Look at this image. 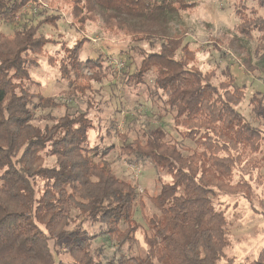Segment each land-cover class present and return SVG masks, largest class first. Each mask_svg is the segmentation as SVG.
<instances>
[{"label":"trees","instance_id":"16d2710c","mask_svg":"<svg viewBox=\"0 0 264 264\" xmlns=\"http://www.w3.org/2000/svg\"><path fill=\"white\" fill-rule=\"evenodd\" d=\"M255 1L264 9V0ZM47 3L0 0V23L20 24L12 36L0 30V264H221L229 245V221L214 197L242 190L250 197L249 183L235 182V170L251 156L264 155V133L238 110L245 86L229 67L223 79L213 81L214 72L197 65L196 50L182 44V37L159 35L153 28L174 21L196 0ZM241 5L235 7L237 33L233 39L224 37L230 43L255 40L256 63L264 70V15L256 9L246 14ZM49 9L60 16L68 13L86 36L49 53L46 45L51 40L40 30L52 15ZM25 10L27 19L21 18ZM98 17L118 23L116 31L104 32H118L135 43L154 46L159 37L158 49L130 46L142 59L133 72L131 61L118 74L107 51L87 34ZM85 42L91 45L84 57ZM41 56L77 100L31 90L26 78L29 70L39 67ZM243 63H251V58L243 57ZM94 68H100L99 73L90 71ZM148 71L154 74V90L147 102L155 103L156 94L164 108L174 112V141L131 112L125 115L124 129H118L116 112L125 102L118 90L129 101L135 96L136 103L134 86L144 83ZM105 81L109 102L117 107L102 121L90 112L101 110L103 101H95L94 86ZM250 106L253 118L264 120L263 92L253 93ZM61 109L63 114L58 113ZM91 132H97L100 141H94ZM116 138L128 164H149L170 178L149 197L154 210L145 216L143 255L132 249L141 229L135 218L142 201L138 186L118 176L104 159ZM107 247L113 249L108 253ZM236 264H264V246L256 258Z\"/></svg>","mask_w":264,"mask_h":264},{"label":"rangeland","instance_id":"374dc122","mask_svg":"<svg viewBox=\"0 0 264 264\" xmlns=\"http://www.w3.org/2000/svg\"><path fill=\"white\" fill-rule=\"evenodd\" d=\"M38 1H43L46 3L45 7H48L47 0ZM56 1L60 2L61 0ZM196 2L197 4L194 7L186 10L180 17H176L174 21L169 24H152L154 25L153 28L159 31V35L163 33L166 36L182 37V44L187 43L192 50H196L197 65L204 71L214 72L213 81L219 82L223 79V70L229 67L237 77V82L245 86V98L239 105L238 110L248 121L259 126L264 133V120H255L251 114L250 106V99L255 91L264 93V70L257 65L254 54L256 42L253 40L242 43L234 39L230 43L227 39L229 37H224V35H231L233 39V35L237 33L236 26L240 21L235 9L237 3H242L243 6L241 5V7L246 9V11L244 10L246 14H251V11L256 9L258 15H264V9L258 8L255 0H196ZM24 12L25 14L21 18L27 19L29 16L26 10ZM56 13V11L49 9L48 14L54 16L51 15L49 22L40 24V30L51 40L46 45L49 53L61 50L63 45H72L76 39L86 36L77 31V27L68 13H63L62 16ZM48 14L38 15L35 22L43 20ZM23 19L21 21H24ZM96 21V24L88 25L87 34L94 39L95 46L102 47V52L107 51L118 74L126 66V63L131 61L132 64L134 63L130 68L133 72L135 65L139 64V60L142 59L141 57L137 58L138 53L131 50L130 46L143 47L147 51L158 49L159 37L156 41L157 44L154 46H151L148 42L135 43L130 41L129 38L119 35L118 32H104L105 29L110 28L112 31H116L118 23H115V21L107 24L101 17H98ZM19 26L20 24L16 22H1L0 30L12 36L14 29ZM89 44L88 42L84 43L82 50L84 57L90 50L91 44ZM106 45L109 49L106 48ZM93 56L96 57L97 53ZM44 57L41 56L39 67L29 70V76L26 80L31 90L36 93L41 92L47 96L57 97L60 100H77L78 96L66 86L67 84L64 81L58 79L57 70L48 66L46 57ZM120 57H125V59L122 60ZM243 57L251 58L250 66L249 64L244 65ZM247 66L251 69L249 70ZM99 70L100 68H94L90 71H95L94 73L97 74ZM143 80L142 85L134 86L137 89L134 92L139 96V101L136 103L135 96L129 101V98L125 99L122 95L123 92L118 90L119 96L121 95L125 101L121 112H116L118 129H124L125 115L131 112L138 119L147 121L149 127L163 138L174 141L178 137H174L178 133L172 129L174 112L168 106L164 108L163 99L160 100V97L156 94L153 97L155 103L149 104L147 102L146 96L154 90V74L152 71H148ZM107 84V81H105L102 85L95 84L94 86L96 90L95 101L101 100L103 103L98 106L101 107V110H91L90 114L93 119L102 116V121H106L109 115L115 112L114 109L117 105L109 102L110 96L105 87ZM78 103L83 104L82 108L85 107L84 102ZM63 112V109L58 111L62 114ZM102 131H104V128H102ZM91 136L94 141H100L97 132L96 134L91 132ZM104 141L105 143H111L108 138H105ZM184 148L187 149L188 145L184 144ZM104 159L118 176L131 180L138 186L142 201L137 203L139 205L135 210V218L140 223L141 229L137 233V242L132 249L135 253L143 255L146 248L144 242L145 216L151 214L154 210L149 197L160 187L162 182H167L170 178L163 172L159 173L155 167L149 164L143 166L128 164L120 154V140L118 138L114 139V148ZM235 173V182L245 180L252 190L249 198L245 195V190L230 194L217 192L214 197L215 206L225 212L229 221L227 226L229 245L224 249L225 257L221 264L227 262L236 264L240 261L252 260L258 256L264 246V155H254L244 160L243 163L236 166ZM112 249L107 247L106 251L109 253Z\"/></svg>","mask_w":264,"mask_h":264},{"label":"built area","instance_id":"2783aa9c","mask_svg":"<svg viewBox=\"0 0 264 264\" xmlns=\"http://www.w3.org/2000/svg\"><path fill=\"white\" fill-rule=\"evenodd\" d=\"M18 17H16V19H17Z\"/></svg>","mask_w":264,"mask_h":264}]
</instances>
